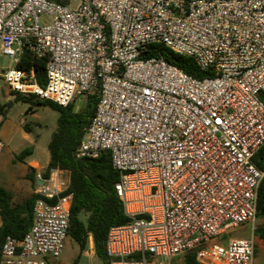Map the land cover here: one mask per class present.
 Returning a JSON list of instances; mask_svg holds the SVG:
<instances>
[{"label": "built area", "instance_id": "2783aa9c", "mask_svg": "<svg viewBox=\"0 0 264 264\" xmlns=\"http://www.w3.org/2000/svg\"><path fill=\"white\" fill-rule=\"evenodd\" d=\"M162 43L213 75L195 77L163 56ZM46 57L45 85L17 66ZM0 80L96 111L76 157L110 151L124 224L110 228L108 264H254L255 240L229 236L257 218L264 170V0H0ZM83 104V105H82ZM0 114V153L4 148ZM39 195L22 239L7 235L0 264H51L68 237L70 172L36 174Z\"/></svg>", "mask_w": 264, "mask_h": 264}, {"label": "trees", "instance_id": "16d2710c", "mask_svg": "<svg viewBox=\"0 0 264 264\" xmlns=\"http://www.w3.org/2000/svg\"><path fill=\"white\" fill-rule=\"evenodd\" d=\"M153 55L163 56L168 62L192 76L203 78L213 75L212 70L200 68L192 57L179 54L162 43L148 45L146 56ZM46 63V57H37L31 51L25 50L17 66L27 70L33 68L38 83L45 85ZM16 99L30 103L28 112L33 111L34 104L49 105L59 111L57 127L48 143L49 161L42 175L48 176L54 168L66 169L70 172L69 191L73 193V200L68 237L80 248V253L73 264L78 263L90 239H92L96 255L103 264H108L105 248L108 232L112 226L124 224L130 219L115 189V183L120 175L113 166L110 151H103L95 158L75 155V150L85 135V128L96 111L98 94L90 95L81 110H76L73 103L60 106L52 100L41 99L34 94H16ZM7 106L8 103L0 102V114L6 112ZM32 152V147H27L17 155V159L24 160ZM253 161L264 170V145L256 152ZM36 174V168L30 166L26 176L36 183ZM38 197L39 195L34 192L24 200L14 203L13 192L0 185V257L7 235L22 239L29 231L33 221V207ZM82 215H85V218ZM262 216H264V178L259 188L257 203V217ZM255 232L264 240V223L258 225ZM183 259L185 264H201L196 259L195 250L186 252Z\"/></svg>", "mask_w": 264, "mask_h": 264}, {"label": "rangeland", "instance_id": "374dc122", "mask_svg": "<svg viewBox=\"0 0 264 264\" xmlns=\"http://www.w3.org/2000/svg\"><path fill=\"white\" fill-rule=\"evenodd\" d=\"M76 2L77 0H73V4ZM0 62L7 67L10 58L1 54ZM8 90L5 82L0 80V98L8 103L6 112L1 114L4 148L0 153V185L13 192V202L15 203L24 200L35 192L37 184L28 179L26 174L32 166L30 161H36L42 167L47 165L50 157L48 143L57 127L59 111L49 105L34 104L33 111L28 112L27 108L30 103L16 99V94H10ZM6 94H9V99L5 97ZM27 147H32V154L26 156L24 160L17 159V155ZM43 171L44 168L40 169L39 173ZM82 216L85 218V215ZM263 223L264 216L257 217L254 222L233 229L225 236H251L253 231L255 240L254 264H264V240L255 232V228ZM79 253V245L67 237L60 256L49 258V260L51 264H73ZM183 257H180L178 264H185ZM77 264H103L95 253L92 239H90V243L83 251Z\"/></svg>", "mask_w": 264, "mask_h": 264}, {"label": "crops", "instance_id": "0c3cea01", "mask_svg": "<svg viewBox=\"0 0 264 264\" xmlns=\"http://www.w3.org/2000/svg\"><path fill=\"white\" fill-rule=\"evenodd\" d=\"M2 81H3V80H2ZM3 82H4V81H3ZM8 89H9V88H8ZM8 93L13 94V92L10 91V90H8ZM8 95H9V94H8ZM8 95L6 94L5 97L9 99V96H8ZM0 102H1V103H5L6 101H2V99L0 98ZM30 163L32 164L33 167L36 168L37 173L40 171V169L46 167V166H45V167H44V166H43V167L40 166L36 161H30Z\"/></svg>", "mask_w": 264, "mask_h": 264}]
</instances>
